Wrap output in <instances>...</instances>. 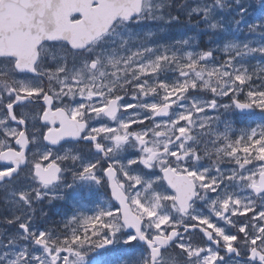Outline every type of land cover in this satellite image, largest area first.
I'll return each instance as SVG.
<instances>
[{"label": "snow or ice", "instance_id": "snow-or-ice-1", "mask_svg": "<svg viewBox=\"0 0 264 264\" xmlns=\"http://www.w3.org/2000/svg\"><path fill=\"white\" fill-rule=\"evenodd\" d=\"M255 2L253 18L250 0H3L0 264H264ZM181 24L213 47L154 39ZM77 182L109 201L47 227Z\"/></svg>", "mask_w": 264, "mask_h": 264}, {"label": "flooded vegetation", "instance_id": "flooded-vegetation-1", "mask_svg": "<svg viewBox=\"0 0 264 264\" xmlns=\"http://www.w3.org/2000/svg\"><path fill=\"white\" fill-rule=\"evenodd\" d=\"M251 5V12L257 11L259 9L257 8L256 4L251 3ZM170 28L171 30L168 32H163L161 30L153 31L154 33H156L154 39L158 40L161 44L170 43L175 40V38L179 39L176 33L180 28V25H174ZM189 28L190 30L187 33L195 36L198 39V42H195V48H198L200 50L205 47H213V45L209 42L208 36L204 35L203 32H201L199 29L194 28L192 24H190ZM171 74L172 73H168L167 76ZM173 75L174 74H172V76ZM131 151L132 150L129 149V152ZM125 155H128V153H125ZM63 179L69 184L73 183V178L70 172H66L63 176ZM108 192L104 186L96 185L91 182H77L73 187L64 189V199L53 201L51 205L44 206V211L47 212L50 209L52 214V218L47 222L46 226L53 227V221H59L65 212L71 213L72 211H75V206L77 205L82 206L83 211L86 214L91 215L98 206H102L105 202L109 201L110 190H108ZM112 203L117 205L114 200L112 201ZM40 222L44 223L43 218H40ZM108 255L111 254L106 253L104 256ZM99 258L102 259V256Z\"/></svg>", "mask_w": 264, "mask_h": 264}, {"label": "rangeland", "instance_id": "rangeland-1", "mask_svg": "<svg viewBox=\"0 0 264 264\" xmlns=\"http://www.w3.org/2000/svg\"><path fill=\"white\" fill-rule=\"evenodd\" d=\"M250 3H253V4H256V2H255V0H250ZM256 6H257V8H259V6L256 4ZM259 10V9H258ZM186 19V18H185ZM188 25V24H187ZM187 25H184V24H181L180 25V28L178 29V31H177V33H176V35L179 37V39L182 37V36H189V37H194L195 39H194V41H193V46H192V50H197L195 47H196V43L195 42H198V39L195 37V36H192L191 34H187L186 32L187 31H189V29L187 28ZM151 30L152 31H154V30H156V31H158V30H160L159 29V26L158 25H153L152 26V28H151ZM171 30V28L170 27H166V28H164L163 30H161V31H163V32H168V31H170ZM241 38H243V37H241ZM175 40H176V38H175ZM201 50V49H200ZM198 51V50H197ZM173 78V76H172V74L171 75H168L167 76V79H169V80H171ZM227 102V101H226ZM123 111V110H122ZM102 256H104V254H102ZM102 259L103 260H106V261H108L109 262V259H108V257H102Z\"/></svg>", "mask_w": 264, "mask_h": 264}, {"label": "water", "instance_id": "water-1", "mask_svg": "<svg viewBox=\"0 0 264 264\" xmlns=\"http://www.w3.org/2000/svg\"><path fill=\"white\" fill-rule=\"evenodd\" d=\"M3 3V0L0 1V4ZM18 9L15 8V6L13 5H9L7 6V12H6V15L7 17L15 20L18 18ZM0 20H3V17H0Z\"/></svg>", "mask_w": 264, "mask_h": 264}]
</instances>
